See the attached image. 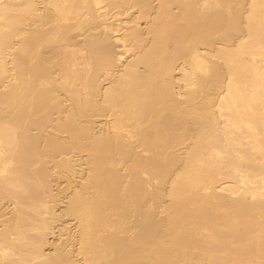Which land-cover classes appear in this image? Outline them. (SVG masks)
<instances>
[{
    "label": "bare ground",
    "instance_id": "6f19581e",
    "mask_svg": "<svg viewBox=\"0 0 264 264\" xmlns=\"http://www.w3.org/2000/svg\"><path fill=\"white\" fill-rule=\"evenodd\" d=\"M0 264H264V0H0Z\"/></svg>",
    "mask_w": 264,
    "mask_h": 264
},
{
    "label": "rangeland",
    "instance_id": "374dc122",
    "mask_svg": "<svg viewBox=\"0 0 264 264\" xmlns=\"http://www.w3.org/2000/svg\"><path fill=\"white\" fill-rule=\"evenodd\" d=\"M129 13H131V12H128V14H129ZM142 27H143V26H142ZM115 50H116V51H121V50H122V48L118 45L117 42H116ZM127 55H128V54H127ZM127 55L125 54V55L122 57V61L125 60V59L127 58V57H126Z\"/></svg>",
    "mask_w": 264,
    "mask_h": 264
}]
</instances>
